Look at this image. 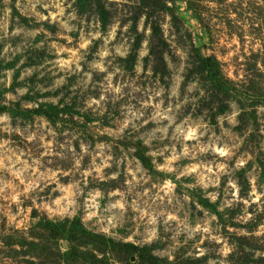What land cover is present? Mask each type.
Masks as SVG:
<instances>
[{
    "label": "rangeland",
    "instance_id": "1",
    "mask_svg": "<svg viewBox=\"0 0 264 264\" xmlns=\"http://www.w3.org/2000/svg\"><path fill=\"white\" fill-rule=\"evenodd\" d=\"M75 3L0 0V264H264V0Z\"/></svg>",
    "mask_w": 264,
    "mask_h": 264
},
{
    "label": "trees",
    "instance_id": "2",
    "mask_svg": "<svg viewBox=\"0 0 264 264\" xmlns=\"http://www.w3.org/2000/svg\"><path fill=\"white\" fill-rule=\"evenodd\" d=\"M83 2H85V5H90L92 3V5H96V10H97V18L99 19L102 27H104V25H106V22L108 21L109 19V16H110V12H106L104 9H103V5H101L99 2L100 0H76V5L83 9L82 5L84 4ZM99 4H98V3ZM148 15V14H147ZM130 19H131V24H130V27L133 29L134 28V22L136 20V17L135 16H130ZM149 25V28H150V35H149V41H150V44H152V41L154 40V38H157L158 37V30L157 28H155L156 26L154 24H148ZM139 38H136L134 44H133V48L135 49L139 44ZM133 58L134 55L133 54H129L128 55V59L129 58ZM203 58L200 57V62ZM205 60H208L207 58H204ZM221 111V109H220Z\"/></svg>",
    "mask_w": 264,
    "mask_h": 264
}]
</instances>
